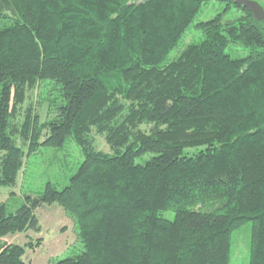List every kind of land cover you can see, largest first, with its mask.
<instances>
[{
	"label": "trees",
	"instance_id": "1",
	"mask_svg": "<svg viewBox=\"0 0 264 264\" xmlns=\"http://www.w3.org/2000/svg\"><path fill=\"white\" fill-rule=\"evenodd\" d=\"M211 1L0 0V187L41 147L70 140L83 157L62 190L48 183L12 212L1 203L0 240L38 232L35 211L57 204L83 250L52 264H228L247 222L249 264H264V22L216 0L223 12L179 50ZM231 9L238 18L224 21ZM34 90L46 121L29 111L18 124ZM23 255L0 241V264H29Z\"/></svg>",
	"mask_w": 264,
	"mask_h": 264
},
{
	"label": "rangeland",
	"instance_id": "2",
	"mask_svg": "<svg viewBox=\"0 0 264 264\" xmlns=\"http://www.w3.org/2000/svg\"><path fill=\"white\" fill-rule=\"evenodd\" d=\"M223 8L224 4L216 0H212L209 5L204 7L202 12L195 17L178 49L183 50L189 44L200 42L203 39L202 34L194 25L212 20L223 12ZM238 16L239 13L235 9H231L223 13L222 18L224 21H232ZM1 26L2 24H0ZM178 49L171 52L168 60L175 58ZM226 52L233 58H242L246 54L244 50L233 45L228 46ZM39 97V90L28 93L27 100L19 110L18 124L24 120L26 113L29 111L36 115L38 126L44 124L47 115V103L42 102ZM140 128L147 131L149 126L144 125ZM45 135L46 131L44 130L40 136V141L44 140ZM90 136L95 150L110 153L109 146L102 135L92 131ZM15 140L27 152L28 142L24 143L18 133ZM146 158L148 156L140 159L139 162ZM82 160L80 149L70 140H67L60 149L41 147L36 154L24 159L25 164L18 173L14 187H0V204L5 203L7 210L12 212L24 201L26 195L34 197L41 194L48 183L57 190H62L69 184L70 178L76 172ZM35 215L40 225L38 232L28 230L7 235L0 240L1 243L23 247L24 255L22 259L29 264H52L82 252L83 246L78 241L73 219L60 206L57 204L44 205L35 211ZM162 217L172 220L174 214L164 212ZM251 229V222H247L232 233L228 264H249Z\"/></svg>",
	"mask_w": 264,
	"mask_h": 264
},
{
	"label": "water",
	"instance_id": "3",
	"mask_svg": "<svg viewBox=\"0 0 264 264\" xmlns=\"http://www.w3.org/2000/svg\"><path fill=\"white\" fill-rule=\"evenodd\" d=\"M236 2L248 10L254 20L264 22V9L258 2L253 0H237Z\"/></svg>",
	"mask_w": 264,
	"mask_h": 264
},
{
	"label": "crops",
	"instance_id": "4",
	"mask_svg": "<svg viewBox=\"0 0 264 264\" xmlns=\"http://www.w3.org/2000/svg\"><path fill=\"white\" fill-rule=\"evenodd\" d=\"M256 1H258V3L263 7V9H264V0H256Z\"/></svg>",
	"mask_w": 264,
	"mask_h": 264
}]
</instances>
